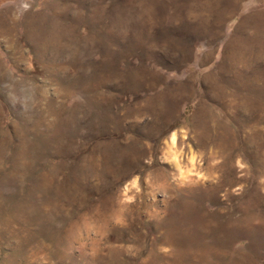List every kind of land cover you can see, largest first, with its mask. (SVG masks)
I'll use <instances>...</instances> for the list:
<instances>
[{
    "label": "rangeland",
    "instance_id": "obj_1",
    "mask_svg": "<svg viewBox=\"0 0 264 264\" xmlns=\"http://www.w3.org/2000/svg\"><path fill=\"white\" fill-rule=\"evenodd\" d=\"M0 264H264V0H0Z\"/></svg>",
    "mask_w": 264,
    "mask_h": 264
},
{
    "label": "bare ground",
    "instance_id": "obj_2",
    "mask_svg": "<svg viewBox=\"0 0 264 264\" xmlns=\"http://www.w3.org/2000/svg\"><path fill=\"white\" fill-rule=\"evenodd\" d=\"M175 140V139H174ZM174 142V141H173Z\"/></svg>",
    "mask_w": 264,
    "mask_h": 264
}]
</instances>
